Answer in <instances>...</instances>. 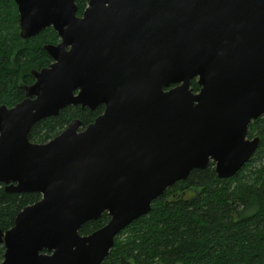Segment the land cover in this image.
<instances>
[{
  "label": "water",
  "instance_id": "water-1",
  "mask_svg": "<svg viewBox=\"0 0 264 264\" xmlns=\"http://www.w3.org/2000/svg\"><path fill=\"white\" fill-rule=\"evenodd\" d=\"M15 2L23 40L53 27L60 41L44 45L52 62L32 70L25 98L0 105V183L41 194L0 228L1 264H103L169 187L211 161L232 177L257 152L264 0H89L82 15L76 0ZM101 104L83 130L74 118L45 143L29 138L70 105Z\"/></svg>",
  "mask_w": 264,
  "mask_h": 264
},
{
  "label": "trees",
  "instance_id": "trees-1",
  "mask_svg": "<svg viewBox=\"0 0 264 264\" xmlns=\"http://www.w3.org/2000/svg\"><path fill=\"white\" fill-rule=\"evenodd\" d=\"M88 1L76 0L78 15ZM59 41L53 27L23 40L15 0H0V105L12 107L25 98L22 86L35 81L32 70L52 62L44 45ZM191 86L199 90L196 78ZM102 111L103 107L92 111L70 105L58 116L37 122L29 138L45 143L74 118L85 125ZM248 136H259L260 146L234 176L218 177L213 161L193 170L156 199L148 214L116 236L103 264H264V115L250 123ZM40 198L38 192H8L0 183V228H11L17 214ZM109 219L105 212L85 223L80 233L88 235ZM4 252L0 246V264Z\"/></svg>",
  "mask_w": 264,
  "mask_h": 264
},
{
  "label": "flooded vegetation",
  "instance_id": "flooded-vegetation-1",
  "mask_svg": "<svg viewBox=\"0 0 264 264\" xmlns=\"http://www.w3.org/2000/svg\"><path fill=\"white\" fill-rule=\"evenodd\" d=\"M81 91V89L79 88L78 90H77V92H80ZM80 107H81V109H89V110H91V108L89 107V106H85V107H82L81 105H79ZM100 107H103V111H104V108H105V106L103 105V104H101V105H99V106H97V108H95L94 110H92V111H96L98 108H100ZM102 111V112H103ZM101 112V113H102ZM100 115V114H99ZM98 115V116H99ZM95 120V119H94ZM82 121V120H81ZM90 124V123H89ZM89 124H83V122H82V125H81V129L80 130H83V129H85ZM105 213V212H104ZM107 213V212H106ZM4 247V246H3Z\"/></svg>",
  "mask_w": 264,
  "mask_h": 264
},
{
  "label": "rangeland",
  "instance_id": "rangeland-1",
  "mask_svg": "<svg viewBox=\"0 0 264 264\" xmlns=\"http://www.w3.org/2000/svg\"><path fill=\"white\" fill-rule=\"evenodd\" d=\"M81 129V128H80ZM240 208V207H239Z\"/></svg>",
  "mask_w": 264,
  "mask_h": 264
}]
</instances>
